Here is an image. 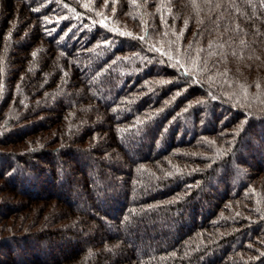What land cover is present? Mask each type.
Listing matches in <instances>:
<instances>
[{
	"label": "trees",
	"instance_id": "1",
	"mask_svg": "<svg viewBox=\"0 0 264 264\" xmlns=\"http://www.w3.org/2000/svg\"><path fill=\"white\" fill-rule=\"evenodd\" d=\"M0 264H264V0H0Z\"/></svg>",
	"mask_w": 264,
	"mask_h": 264
},
{
	"label": "rangeland",
	"instance_id": "2",
	"mask_svg": "<svg viewBox=\"0 0 264 264\" xmlns=\"http://www.w3.org/2000/svg\"><path fill=\"white\" fill-rule=\"evenodd\" d=\"M233 79L234 80H237L236 78H233ZM246 144H247V140L245 139L244 142H243V144H242L243 148L246 146ZM243 152L244 151H241L240 153H243ZM235 177L239 178V172H237L235 174ZM2 201H5V197H2ZM23 214L18 213V214L13 215V217H11V219H7L5 221H2V224H3V226H2V229H3L2 232H5L4 225L11 226V227L13 226V230H15L14 229L15 227H18V228L21 227L20 229H27L26 228V225L29 224V223L31 224V222H32L31 220L35 217V215H32V217L30 218V220H28L27 219V216H25V214L24 215ZM38 228H35L34 230H36ZM7 229L9 230L10 228H7Z\"/></svg>",
	"mask_w": 264,
	"mask_h": 264
}]
</instances>
